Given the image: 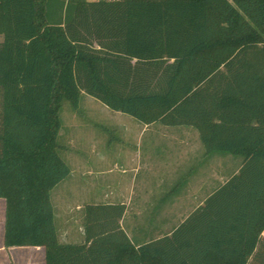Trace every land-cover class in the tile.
Instances as JSON below:
<instances>
[{
    "label": "trees",
    "instance_id": "16d2710c",
    "mask_svg": "<svg viewBox=\"0 0 264 264\" xmlns=\"http://www.w3.org/2000/svg\"><path fill=\"white\" fill-rule=\"evenodd\" d=\"M4 244L46 264H264V0H0ZM87 93L150 124L193 126L237 173L170 235L137 244L122 203H89L62 242L51 192L71 174L60 109Z\"/></svg>",
    "mask_w": 264,
    "mask_h": 264
},
{
    "label": "rangeland",
    "instance_id": "374dc122",
    "mask_svg": "<svg viewBox=\"0 0 264 264\" xmlns=\"http://www.w3.org/2000/svg\"><path fill=\"white\" fill-rule=\"evenodd\" d=\"M2 40L3 35H0ZM59 115V152L72 170L70 176L51 192L60 240H82L79 235L84 224L85 205L104 199L117 203L130 200L123 218L127 231L135 234L134 230L144 229L150 237L157 236L158 233L151 230V214L152 202L160 187L157 186L159 179L153 175L152 169L136 170L138 161L134 159H140L142 163L153 162L148 150L151 145L146 140L155 137L170 143H165L163 147L170 148L176 159H183L186 155V160L194 163L195 158L203 154L198 131L193 126L166 127L162 123L147 129L133 116L113 110L87 93L82 95L78 108L64 99ZM141 138L144 140L142 143ZM186 138L191 145L181 141ZM189 147L191 152L187 151ZM140 155L141 158L138 157ZM241 163L240 156L209 155L205 174L201 177L193 174L190 177L192 185L199 179H206L211 191ZM68 229L74 232L75 237L69 239L64 236ZM14 253L21 263L24 259L22 251Z\"/></svg>",
    "mask_w": 264,
    "mask_h": 264
},
{
    "label": "crops",
    "instance_id": "0c3cea01",
    "mask_svg": "<svg viewBox=\"0 0 264 264\" xmlns=\"http://www.w3.org/2000/svg\"><path fill=\"white\" fill-rule=\"evenodd\" d=\"M156 123L161 122L143 124L144 127L148 129L151 125ZM165 126L171 127L170 125ZM140 140V143L144 141L142 138ZM164 141L165 139L163 138L155 137L149 138L148 141L146 140V143L148 145H151V148L148 149L149 151H151V158L153 160L151 164L145 163V161L142 163L141 161H139L140 159H134L138 161L137 166L135 167L136 170L141 168L152 169L153 175L159 179L157 186L160 187L158 188L157 196H154L152 202L153 211L151 214V230L152 232H157V236L150 237L149 233H147L144 229H140L137 232L134 230L135 234H130L123 224V218L125 216L126 210H128L129 208L128 206L130 204V200L126 199V201L118 202L124 204L126 207L124 216L121 220L122 226L126 230L128 235L137 244H140L149 239H156L165 235H170L174 231V229L178 227L182 222H184L193 211L204 205L205 200L210 194H212L218 187L225 183L232 175L237 173L241 166L240 164V166L235 169V171L232 172L225 180L221 181L220 184L209 191L206 179H199V181L195 183V185H192L190 179L193 174L198 177H201L203 174H205L207 170L208 157L209 155H212L206 151L200 139V136L199 142L201 147L203 148V154L198 155L197 158H195L196 161L194 163L192 161L186 160V155L183 159H176L175 156H173V154L171 153L172 150L170 148L163 147V145L166 143ZM181 141L185 142V145H191L190 140L187 138L182 139ZM166 144L170 143L168 142ZM191 150L192 149L189 147L187 151L191 152ZM214 154L225 157L228 155L219 153ZM138 157L141 158V155ZM176 178L179 179L175 181ZM90 203L117 202L105 201L104 199L100 200L99 202ZM5 220L6 200L4 198H0V264H46V251L43 246H5ZM80 233L81 234L79 236H81L82 240L70 243H80L85 240L84 224L81 226ZM64 236L70 239L71 237H75V234L71 229H68L67 232H65ZM15 251H22L24 259L21 261V263L17 261L16 255L14 253Z\"/></svg>",
    "mask_w": 264,
    "mask_h": 264
},
{
    "label": "built area",
    "instance_id": "2783aa9c",
    "mask_svg": "<svg viewBox=\"0 0 264 264\" xmlns=\"http://www.w3.org/2000/svg\"><path fill=\"white\" fill-rule=\"evenodd\" d=\"M87 1H89V2H101V1H110V2H112V1H119V0H87Z\"/></svg>",
    "mask_w": 264,
    "mask_h": 264
}]
</instances>
